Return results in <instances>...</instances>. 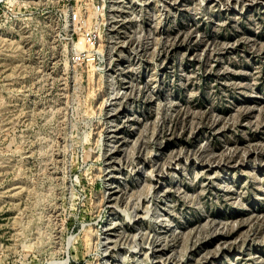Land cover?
Segmentation results:
<instances>
[{"label":"rangeland","instance_id":"1","mask_svg":"<svg viewBox=\"0 0 264 264\" xmlns=\"http://www.w3.org/2000/svg\"><path fill=\"white\" fill-rule=\"evenodd\" d=\"M0 0V264H264V0Z\"/></svg>","mask_w":264,"mask_h":264},{"label":"built area","instance_id":"2","mask_svg":"<svg viewBox=\"0 0 264 264\" xmlns=\"http://www.w3.org/2000/svg\"><path fill=\"white\" fill-rule=\"evenodd\" d=\"M103 12L101 0L92 1L85 7L75 8L67 14L71 31L66 37L71 44L70 60L75 65L93 64L98 57L97 44L100 39L99 17Z\"/></svg>","mask_w":264,"mask_h":264}]
</instances>
